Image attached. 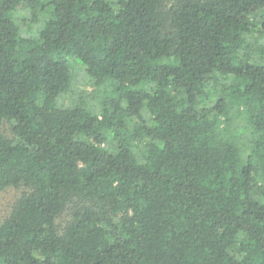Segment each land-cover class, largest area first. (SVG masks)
<instances>
[{
  "label": "trees",
  "instance_id": "obj_1",
  "mask_svg": "<svg viewBox=\"0 0 264 264\" xmlns=\"http://www.w3.org/2000/svg\"><path fill=\"white\" fill-rule=\"evenodd\" d=\"M10 187L0 264H264V0H0Z\"/></svg>",
  "mask_w": 264,
  "mask_h": 264
},
{
  "label": "rangeland",
  "instance_id": "obj_2",
  "mask_svg": "<svg viewBox=\"0 0 264 264\" xmlns=\"http://www.w3.org/2000/svg\"><path fill=\"white\" fill-rule=\"evenodd\" d=\"M69 66L71 70V86L70 90L74 91V102L83 100L84 104L89 108L92 106L93 100L96 101V98H102L103 96L111 94L110 89L100 87V91L97 94V88L91 84V79L84 73L83 66L79 63L77 59H70ZM88 77V78H87ZM66 98V95H64ZM135 120L131 121V124L134 125ZM19 194V189L17 188H7L0 193V220L9 212L11 209L16 197Z\"/></svg>",
  "mask_w": 264,
  "mask_h": 264
}]
</instances>
